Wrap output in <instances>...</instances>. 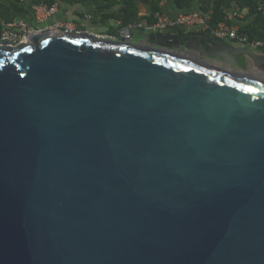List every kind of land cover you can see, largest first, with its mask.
<instances>
[{"label": "water", "instance_id": "water-1", "mask_svg": "<svg viewBox=\"0 0 264 264\" xmlns=\"http://www.w3.org/2000/svg\"><path fill=\"white\" fill-rule=\"evenodd\" d=\"M148 33L0 44V264H264V51Z\"/></svg>", "mask_w": 264, "mask_h": 264}, {"label": "crops", "instance_id": "crops-1", "mask_svg": "<svg viewBox=\"0 0 264 264\" xmlns=\"http://www.w3.org/2000/svg\"><path fill=\"white\" fill-rule=\"evenodd\" d=\"M162 2L164 3L163 6H161ZM226 2L227 5L223 4L221 0H192L190 6L185 8L180 7L177 0H118L117 5L114 6L110 12H107L106 10H98L95 5L85 7L82 5L72 6L61 4L60 6L58 5L59 15L56 16V19L71 23L81 32L85 29L87 30V27L94 28L95 25L107 26V23L114 20L116 22V28L114 30L112 28L109 29L111 30V34H100V36L116 40L122 31L128 29H131L134 35L145 38L149 33L144 27L136 28L135 24L136 22L144 24L154 23L156 20L155 13L159 10L172 18L185 12L195 11L213 22L225 21L230 26L237 29L240 34L247 35L255 42L264 43V19L253 15L250 8H241L237 5L235 0H226ZM124 10L126 11L124 12ZM115 11L124 14L125 17H128L130 13H133L136 20L132 24L125 26L121 20L106 17L105 14ZM100 17L101 20L98 23L97 18ZM165 33L175 36L178 33V29H170ZM196 34L200 36L204 35L202 32H196ZM223 42L227 45L243 47L237 42L234 43L230 40H225ZM257 50L264 51V47H260Z\"/></svg>", "mask_w": 264, "mask_h": 264}, {"label": "built area", "instance_id": "built-area-1", "mask_svg": "<svg viewBox=\"0 0 264 264\" xmlns=\"http://www.w3.org/2000/svg\"><path fill=\"white\" fill-rule=\"evenodd\" d=\"M164 3H161L163 6ZM260 6V10L263 9ZM58 6L48 7L47 5H34L31 9V21L16 19L6 22L0 19V44L20 45L28 41L33 35L50 34L59 36L66 33L81 32L71 23L57 20ZM156 21L152 24L137 23L136 28L144 27L147 32L165 33L168 30L181 29L185 32H202L214 37L217 41L230 40L249 49L264 47V43L251 41L247 35L240 34L237 29L225 21L213 22L198 12L191 11L178 15L175 18L169 17L163 12H158Z\"/></svg>", "mask_w": 264, "mask_h": 264}, {"label": "trees", "instance_id": "trees-1", "mask_svg": "<svg viewBox=\"0 0 264 264\" xmlns=\"http://www.w3.org/2000/svg\"><path fill=\"white\" fill-rule=\"evenodd\" d=\"M27 1V2H26ZM192 0H177L180 7L188 8ZM223 4H226V0H221ZM233 1V0H230ZM237 5L241 8H250L253 15L264 19V7L260 10V6H264V0H235ZM118 0H0V19L6 22H12L16 19H25L31 21V7L34 5H47L52 7L55 5L67 4V5H82L90 6L95 5L98 10H106L110 12L114 6H116ZM227 5V4H226ZM30 6V8H29ZM126 10H124L125 12ZM160 12L157 11V13ZM155 13V15L157 14ZM107 18H114L121 20L123 25L128 26L132 24L136 19L133 13H130L128 17L119 12H111L105 14ZM217 19V18H215ZM156 21V20H155ZM154 21V22H155ZM138 22H136L137 24ZM251 39V38H250ZM252 40V39H251ZM253 41V40H252Z\"/></svg>", "mask_w": 264, "mask_h": 264}, {"label": "rangeland", "instance_id": "rangeland-1", "mask_svg": "<svg viewBox=\"0 0 264 264\" xmlns=\"http://www.w3.org/2000/svg\"><path fill=\"white\" fill-rule=\"evenodd\" d=\"M30 18H32V14H31ZM100 20H101V17L97 18L98 23L100 22ZM106 25L107 26H96L95 25L94 28L87 27V30L85 29L83 32L88 33V34L93 35V36L96 35V37L101 38V39H107L105 37H101L100 34H107V35L111 34V30H109V29L112 28L114 30L116 28V22L114 20H112L109 23H107ZM113 30H112V32H113Z\"/></svg>", "mask_w": 264, "mask_h": 264}, {"label": "flooded vegetation", "instance_id": "flooded-vegetation-1", "mask_svg": "<svg viewBox=\"0 0 264 264\" xmlns=\"http://www.w3.org/2000/svg\"><path fill=\"white\" fill-rule=\"evenodd\" d=\"M83 32V31H82ZM42 35H44V34H42ZM50 35V34H49ZM51 36H55V35H51ZM32 37V36H31ZM31 37H29V39H28V41L27 42H29V43H31L32 42V39H31Z\"/></svg>", "mask_w": 264, "mask_h": 264}]
</instances>
